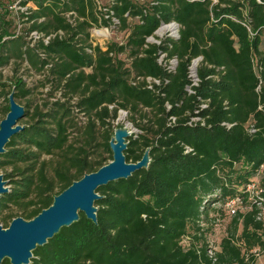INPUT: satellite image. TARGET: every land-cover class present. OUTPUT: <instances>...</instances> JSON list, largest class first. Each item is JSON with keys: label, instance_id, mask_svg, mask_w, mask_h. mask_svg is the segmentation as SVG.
Here are the masks:
<instances>
[{"label": "trees", "instance_id": "obj_1", "mask_svg": "<svg viewBox=\"0 0 264 264\" xmlns=\"http://www.w3.org/2000/svg\"><path fill=\"white\" fill-rule=\"evenodd\" d=\"M27 2L20 14L38 38L30 45L10 33L0 15V66L25 60L43 75L39 86L50 88L31 113L24 109L30 121L0 154L10 184L0 195L2 227L18 216L32 219L73 181L111 161L112 121L121 109L139 131L126 138L125 161L137 162L147 149L149 157L147 167L96 189L95 222L79 212L32 250L29 264H256L251 249L264 253V221L256 219L257 202L264 203V0H114L110 7L128 34L124 43L102 46L89 32L97 0ZM68 12L76 14L73 25ZM170 22L179 25L177 38L147 42ZM57 30L63 37L43 41ZM160 54L176 59L174 70ZM198 57L199 81L191 85ZM146 77L158 83L149 88ZM8 81L0 80V94L13 92L17 103L32 93L21 76ZM8 110L7 103L1 119ZM251 182L261 191L249 198ZM235 197L246 209L236 210L210 255L203 224L211 204Z\"/></svg>", "mask_w": 264, "mask_h": 264}, {"label": "water", "instance_id": "obj_2", "mask_svg": "<svg viewBox=\"0 0 264 264\" xmlns=\"http://www.w3.org/2000/svg\"><path fill=\"white\" fill-rule=\"evenodd\" d=\"M199 59L201 57L194 59L191 65ZM194 71L196 72V67ZM8 104L9 110L0 120V154L5 151L4 147L10 137L23 127L18 121L24 117V107L15 101L13 92L8 95ZM128 136L129 133L124 130H115L109 141L112 160L98 170L73 181L65 190L54 196L50 206L41 210L35 217L25 220L18 216L13 218L6 228L0 225V263L8 259L10 264H29L33 257L32 250L45 244L61 227L69 226L78 220L79 212L95 222L97 208L93 203L100 198L96 189L108 182L128 178L134 171L147 167L149 163L148 149L137 162L125 161L123 152ZM8 190L3 175H0V195Z\"/></svg>", "mask_w": 264, "mask_h": 264}, {"label": "rangeland", "instance_id": "obj_3", "mask_svg": "<svg viewBox=\"0 0 264 264\" xmlns=\"http://www.w3.org/2000/svg\"><path fill=\"white\" fill-rule=\"evenodd\" d=\"M16 0H0V15H3L2 19L5 22L3 24L4 28H6L10 33H14L15 35H22L24 38V41L29 42L30 45L35 43V40H37L38 35L34 34L33 32H28V27L30 25V22H26L25 18H22L20 12L17 7H13L12 9L9 8V5L13 4ZM105 2L106 0H102ZM139 3L147 2L149 0H134ZM31 7V4L29 5ZM24 10V9H22ZM24 20V21H23ZM136 18H128L127 22H133ZM160 26L155 30L154 34L150 37H148L146 40L147 42H156L159 43L160 39H164L166 37H172L177 38L178 37V30L179 25H177V30L174 32H171L170 30L159 29ZM159 29V30H158ZM172 29V28H171ZM128 31L125 28H122L120 25L118 27L114 28L112 31H109L106 38H104L103 44L109 43V42H116V43H124L127 37ZM262 49L264 50V35L262 38ZM121 59L124 60L125 64L128 66L130 62V58H128L127 53L122 52L118 55ZM158 61L162 65H166L169 69L174 70L177 64V61L175 58L170 59L168 62L165 59L164 54H160L158 57ZM199 61V60H198ZM198 61L195 63V67L198 64ZM194 72V67L191 65L189 75ZM13 74H16L17 76H21L27 83V87H29L32 90V93L29 96H26L25 98L20 99L19 103L24 107L25 110H28L29 113L32 112L33 107L36 105V103H40L41 99L45 97V93L49 90L50 86L47 84L44 87H40L39 80L43 78L42 74H39L37 71H34L31 69V67L27 64V62L20 61L19 63H15L13 60H11L10 63L7 65L0 66V80L1 81H7L11 79ZM130 80H136L134 79V76L130 77ZM154 81L151 79V82ZM158 83V82H156ZM10 90V88H6V91ZM59 93L56 92V96H58ZM6 94H0V119L3 116V111L8 103L6 101ZM29 101V106L25 108L26 102ZM28 103V102H27ZM78 120H80L81 123L85 121V118L81 116V114L77 115ZM30 121V116L24 114V117L21 118L18 121V124L20 125H26ZM112 127L115 130L121 129L124 130L126 133H129L130 136L136 137V135L139 133L138 129L134 127L128 120H127V112L125 110H119L117 118L112 121ZM9 169L7 168H1L0 169V175H3V180L6 181L8 187H10L9 179H4V174L8 172ZM96 194H98L96 192ZM95 203V201H94ZM93 203V206L96 207ZM12 211H16L14 207H10ZM237 209L240 211H245L246 206L243 204L238 205ZM8 211V210H7ZM7 211H4L3 213H7ZM230 215L225 210V207L222 202H216L214 204H211V209L209 210V218L210 220L206 223H204L205 231V239L207 243L212 246L216 247L218 246V243L224 235L228 233L229 223L231 220ZM10 221V219H8ZM3 224V222H0V225ZM6 228V227H4ZM182 243H186L185 241H182ZM258 264H264V253H261L258 260Z\"/></svg>", "mask_w": 264, "mask_h": 264}, {"label": "built area", "instance_id": "obj_4", "mask_svg": "<svg viewBox=\"0 0 264 264\" xmlns=\"http://www.w3.org/2000/svg\"><path fill=\"white\" fill-rule=\"evenodd\" d=\"M22 1H26V0H16L13 4L9 5V8L12 9L13 7H17L19 10L26 13L27 9L29 8L30 2L22 4L21 3ZM211 1H212V3L217 2V0H211ZM113 2H114V0H106L105 2H103L102 0H97V11H100V14H97V17H98L97 22L93 23L89 29L90 38H91L93 45H96V44H98L100 46L104 45L103 44L104 42H101V41H103L104 38H106L109 31H112L114 28L118 27V25L120 23L119 18L114 13V10L110 7V4H112ZM22 9H24V10H22ZM65 16L67 17V20L73 25L74 24V18L76 17V14L74 12H68L65 14ZM170 24L176 25V30H177L178 24L176 22H172ZM63 35H64V32L62 30H57V31L43 37V41L45 43H47L50 38H53V37L61 38V37H63ZM190 68H191V66H190ZM191 72L192 73L189 75L190 80H191V85H197L199 79L196 75V72L195 71L194 72L191 71ZM145 80L147 83V87L150 88L151 87V84H150L151 78L146 77ZM154 82H158V81L154 80ZM187 90L189 92H192L190 87H188ZM205 106H206L205 104L201 105V107H205ZM172 120H174V117H172ZM222 124L225 125L227 128H229L231 126V124H227V123H222ZM250 131L252 132V131H254V129L251 128ZM190 150H191L190 148L186 147L185 152H188ZM246 189L249 192V196H250L249 198H252V196L259 194L261 191L258 188L257 184L254 182L249 183L247 185ZM241 203H242L241 199L238 197L225 200L224 207L227 210L228 215H230V216L235 215L237 207ZM257 205H258V207H260V211L257 213L256 219L264 221V203L257 202ZM185 240L186 239H184L183 241H185ZM215 250H218V246H216V247L209 246L208 252L210 255H212ZM251 252H253L257 255V260H258L260 254L257 252V249H255V248L251 249ZM256 264H258V262Z\"/></svg>", "mask_w": 264, "mask_h": 264}, {"label": "bare ground", "instance_id": "obj_5", "mask_svg": "<svg viewBox=\"0 0 264 264\" xmlns=\"http://www.w3.org/2000/svg\"><path fill=\"white\" fill-rule=\"evenodd\" d=\"M160 28H159L160 30H163V29H166L167 28V30H170L171 32H174L176 30V25H174V24H163V25L160 26ZM195 63L196 62L193 63V67L194 68H195Z\"/></svg>", "mask_w": 264, "mask_h": 264}]
</instances>
